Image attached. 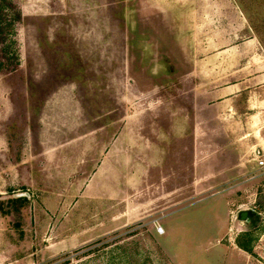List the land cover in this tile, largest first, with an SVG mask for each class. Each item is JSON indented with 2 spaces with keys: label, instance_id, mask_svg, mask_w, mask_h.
I'll list each match as a JSON object with an SVG mask.
<instances>
[{
  "label": "rangeland",
  "instance_id": "rangeland-1",
  "mask_svg": "<svg viewBox=\"0 0 264 264\" xmlns=\"http://www.w3.org/2000/svg\"><path fill=\"white\" fill-rule=\"evenodd\" d=\"M0 1V264H264V0Z\"/></svg>",
  "mask_w": 264,
  "mask_h": 264
},
{
  "label": "built area",
  "instance_id": "built-area-1",
  "mask_svg": "<svg viewBox=\"0 0 264 264\" xmlns=\"http://www.w3.org/2000/svg\"><path fill=\"white\" fill-rule=\"evenodd\" d=\"M257 169L260 170V189L264 194V156H258L255 158Z\"/></svg>",
  "mask_w": 264,
  "mask_h": 264
},
{
  "label": "water",
  "instance_id": "water-1",
  "mask_svg": "<svg viewBox=\"0 0 264 264\" xmlns=\"http://www.w3.org/2000/svg\"><path fill=\"white\" fill-rule=\"evenodd\" d=\"M253 213L254 212H252V211H246L245 210V211H240L238 216L240 219H245V218H247V215H253Z\"/></svg>",
  "mask_w": 264,
  "mask_h": 264
},
{
  "label": "trees",
  "instance_id": "trees-1",
  "mask_svg": "<svg viewBox=\"0 0 264 264\" xmlns=\"http://www.w3.org/2000/svg\"><path fill=\"white\" fill-rule=\"evenodd\" d=\"M1 2V1H0ZM3 8L2 4L0 3V9ZM2 24V19H0V25ZM2 27H0V33H1V30ZM241 248H243L244 250H249L248 247L246 245H241Z\"/></svg>",
  "mask_w": 264,
  "mask_h": 264
},
{
  "label": "crops",
  "instance_id": "crops-1",
  "mask_svg": "<svg viewBox=\"0 0 264 264\" xmlns=\"http://www.w3.org/2000/svg\"><path fill=\"white\" fill-rule=\"evenodd\" d=\"M229 261V262H228ZM228 261H226V263L228 262L229 264H238L237 262H230V260H228ZM249 263V262H248ZM242 264H244V262L242 263Z\"/></svg>",
  "mask_w": 264,
  "mask_h": 264
},
{
  "label": "bare ground",
  "instance_id": "bare-ground-1",
  "mask_svg": "<svg viewBox=\"0 0 264 264\" xmlns=\"http://www.w3.org/2000/svg\"><path fill=\"white\" fill-rule=\"evenodd\" d=\"M159 231H160V233H163V228H162V227H160V230H159Z\"/></svg>",
  "mask_w": 264,
  "mask_h": 264
}]
</instances>
